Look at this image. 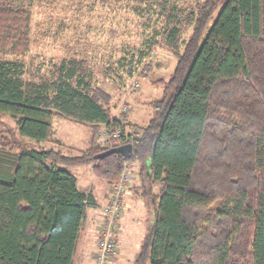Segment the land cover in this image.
<instances>
[{"label":"trees","instance_id":"1","mask_svg":"<svg viewBox=\"0 0 264 264\" xmlns=\"http://www.w3.org/2000/svg\"><path fill=\"white\" fill-rule=\"evenodd\" d=\"M32 1L0 0V54L18 57L0 59V113L25 139L0 130V264H74L96 203L67 167L92 163L111 186L135 161L160 192L134 264H264V0H135L161 21L151 46L175 58L170 77L152 83L163 91L144 126L111 115L84 59L28 74ZM54 117L89 126L90 146H38ZM125 143L129 158L95 157Z\"/></svg>","mask_w":264,"mask_h":264},{"label":"rangeland","instance_id":"2","mask_svg":"<svg viewBox=\"0 0 264 264\" xmlns=\"http://www.w3.org/2000/svg\"><path fill=\"white\" fill-rule=\"evenodd\" d=\"M136 5L135 0H33L32 47L24 58L31 70L28 74L47 75L62 59H84L91 70L92 84L111 96L108 102L111 115L121 118L125 113L130 123L146 125L154 111L150 102L163 91L161 85L152 83L170 77L175 58L166 50L151 46L154 39H160L157 31L161 21L156 12L138 13L134 10ZM138 5L145 8V4ZM17 58L0 54L4 60ZM52 124L51 140L39 142L38 146L66 155H77L90 146L89 126L60 117H54ZM0 130L13 131L19 137L15 121L8 113H0ZM126 130L130 132L129 128ZM99 141L101 146L109 142L104 129ZM139 164L138 161L131 166L125 164L126 171L137 177ZM67 168L77 178L79 187L81 180L105 183L94 175L92 163ZM139 179L135 178L132 187L139 195L127 189L123 197L124 210L116 228L118 264H134L155 216L157 201L154 198V209H150L144 194L150 184L144 185ZM150 188L154 197L159 194V184Z\"/></svg>","mask_w":264,"mask_h":264},{"label":"crops","instance_id":"3","mask_svg":"<svg viewBox=\"0 0 264 264\" xmlns=\"http://www.w3.org/2000/svg\"><path fill=\"white\" fill-rule=\"evenodd\" d=\"M145 164L146 165L144 168H145V178H146V176L149 174V162L146 161ZM83 165L84 164L76 165V166H83ZM130 166H131V164H130ZM138 170H139V167H138ZM137 177L133 176V174L130 175V179H129L130 183H128L127 188H126V190L127 189L133 190V193L135 195H139V193H137L136 190L132 189V187L134 186L133 181ZM77 183H78V181H77ZM81 183H82V186L80 188L83 189L84 191L90 192L92 194L94 201L96 203V206L90 207L87 209L86 219H85L83 226H82V229H81L78 248H77V251H76V254L74 257V264H94V261H95L94 260V254H95L96 242H97L98 225H99V223L103 217L102 207L107 202V194H108V189L110 186L106 182L105 183H99L96 179H90L88 181L87 180H81ZM126 190L124 191V193L122 194V197H121L123 210H124L123 197L126 193ZM135 197H137V196H135ZM145 197H146V203L148 204V207H150V209H154V202H153L154 201V193L151 192L150 195L147 194ZM150 204H153V206H151ZM123 210H122V212H123ZM120 216L118 217V220H119ZM118 226H119V222H118ZM117 229H118V227H117ZM116 232H117V230L114 232V239H115L117 248H116L115 254L111 260V264H118V262H117L118 258L116 256V254L118 253L119 243L117 240Z\"/></svg>","mask_w":264,"mask_h":264},{"label":"built area","instance_id":"4","mask_svg":"<svg viewBox=\"0 0 264 264\" xmlns=\"http://www.w3.org/2000/svg\"><path fill=\"white\" fill-rule=\"evenodd\" d=\"M120 130L115 135H120ZM107 141V140H106ZM111 142L109 141L108 144ZM130 173L126 169L122 172L118 181L108 189V201L102 207L104 216L100 221L97 233L96 249L94 254L95 264H109L116 251L114 232L118 227V217L122 213L121 195L127 188Z\"/></svg>","mask_w":264,"mask_h":264},{"label":"water","instance_id":"5","mask_svg":"<svg viewBox=\"0 0 264 264\" xmlns=\"http://www.w3.org/2000/svg\"><path fill=\"white\" fill-rule=\"evenodd\" d=\"M112 153H119L125 158H129L132 155V144L131 143H125L118 146L111 147L105 151H102L98 153L95 157L101 158L105 157Z\"/></svg>","mask_w":264,"mask_h":264}]
</instances>
